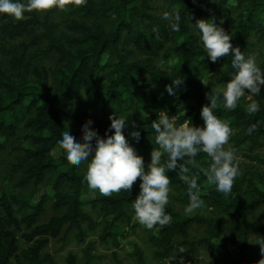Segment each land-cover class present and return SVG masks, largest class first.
<instances>
[{"label":"trees","instance_id":"1","mask_svg":"<svg viewBox=\"0 0 264 264\" xmlns=\"http://www.w3.org/2000/svg\"><path fill=\"white\" fill-rule=\"evenodd\" d=\"M159 1L163 13L175 11L180 14L179 32L171 31L168 22L156 14L154 7ZM230 2L235 3L236 19ZM26 16L25 21L13 23H4L5 16L0 18V31L7 37L32 35L30 44H20L5 51L10 74L0 64V137L12 140L21 129L25 131L24 138L30 148L23 151L13 171L23 173L18 184L20 189L30 184L33 186L27 195L0 193V264H10L13 259H21L27 264H51L49 257L42 256L50 239H57L66 228V234L75 230L77 241L83 242L85 235L81 225L87 224L90 230H95L91 218L83 211L86 205L103 211L100 240L105 244L110 242L115 249L120 248V239L125 237L126 230L138 226L131 223L130 216L134 213L132 204L139 194V185L132 187L130 192L121 191L106 197L98 190H91L85 175L80 174L64 156L57 164L52 155L62 133L75 130L82 135V123L87 120L93 122L91 128L101 138L105 137L111 121L73 108V104L81 100L89 108L98 103V74L105 73L107 79L103 107L118 112L124 105L127 114L123 117L128 122L124 135L137 154L143 157L145 168L151 159V151L158 148L151 123L159 118V112L176 115L178 124L188 119L193 126L203 127L200 112L202 106L209 103L206 95L211 93L221 94L215 114L233 129L231 140L234 146L248 145L252 151L264 146V97L256 99L260 107L255 113L248 112V105L241 104L242 99L233 111L222 107V93L216 88L226 86L230 81L232 57L210 62L199 34L193 32L191 26L197 16L214 20L218 25L223 22L227 33L235 24L236 35L231 43L250 56L251 37L257 35L264 41V0H217L214 5H197L189 0H87L86 4L71 6L62 12L63 22L71 34L64 35L68 45L57 34V26L51 22L49 11L43 22L39 20L40 12ZM109 18L113 19L107 31L86 24L88 20ZM36 29L42 32L36 34ZM42 45L44 49H41ZM31 48L33 53H30ZM51 54L57 56L61 66L56 90L49 87L47 73L33 65V57L43 59L40 56ZM104 57L107 59L102 65ZM259 67L264 69V61ZM205 74L208 77H203ZM178 77L183 79V84L176 89L175 95H169L165 87ZM134 131L141 134L138 143L130 135ZM210 162L207 154L200 153L187 166L199 176L200 197L204 202L234 218L237 237L230 238L215 219L199 215L183 217L166 207V213L172 217L171 224L157 230L148 242L154 249V256L169 264L185 260L199 247L211 251L220 264H229L232 257L240 264H253L249 254L250 238L264 236V227L251 223L250 219L264 207V185L257 188L248 184L250 195L245 198L241 182L236 178L230 194L218 192L201 171L207 169ZM53 172H56L51 187L53 215L47 222L40 223L45 199L38 202L34 199L44 188L48 174ZM167 175L169 187L175 188L180 202L188 205L187 185L176 172ZM207 184L209 186L205 188ZM88 194L92 199L85 201ZM46 198L50 197L46 194ZM14 207L21 212L28 211V214L18 219ZM192 227L204 228L205 238L189 242ZM17 233L28 245L20 252ZM178 240L183 242L178 243ZM180 247L185 249L184 253H178ZM93 251L94 244L87 243L82 250L83 264H92ZM112 256L115 264H121L117 254ZM132 257L136 264H146L140 248L134 247ZM66 261L67 264H77L73 255H69Z\"/></svg>","mask_w":264,"mask_h":264},{"label":"clouds","instance_id":"2","mask_svg":"<svg viewBox=\"0 0 264 264\" xmlns=\"http://www.w3.org/2000/svg\"><path fill=\"white\" fill-rule=\"evenodd\" d=\"M77 3L83 5L87 0H77ZM63 4L64 0H0V16L21 21L26 19L28 13L61 8ZM162 19L168 22L171 31H180L181 16L178 12L166 11L162 14ZM192 26L197 29L210 62L216 63L221 57H232L233 72L222 92V107L233 111L242 98L251 100L252 96H259L264 87V69L257 65L255 57L246 56L239 46H233V36L214 20H197ZM182 84L181 77L175 78L165 90L169 95H175L176 89ZM206 99L209 103L202 106L200 112L203 127L193 126L188 119L178 124L176 115L169 116L165 111L159 112V118L151 123L158 148L150 153L147 171L143 157L137 154L125 138L123 130L127 128L128 122L122 116L109 117L111 123L104 138L91 128V120L82 123L81 138H76L68 130L63 132L57 141V150H63L67 161L76 167L86 164L84 179L89 188L98 190L106 197L121 191L130 192L139 179L140 191L132 204L136 219L148 230L163 229L172 221L171 215L166 213L171 192L167 173L176 172L188 187L189 203L184 209L185 214H192L205 206L200 197L199 176L193 174L187 166L192 158L200 153L207 154L211 162L207 169L201 171L218 192L230 194L240 175L235 151L225 148L233 129L215 114L221 94L211 93L206 95ZM259 107L257 102L252 101L247 110L255 113L259 111ZM254 128L255 125L252 126ZM108 132L112 134L109 135ZM130 135L139 142V131L131 132ZM257 244L264 255V239H259ZM184 251L183 247L178 249V253ZM259 264H264V259Z\"/></svg>","mask_w":264,"mask_h":264},{"label":"rangeland","instance_id":"3","mask_svg":"<svg viewBox=\"0 0 264 264\" xmlns=\"http://www.w3.org/2000/svg\"><path fill=\"white\" fill-rule=\"evenodd\" d=\"M98 1V0H94ZM194 2L197 5H205L216 4L217 0H189ZM77 0H64L63 7L61 8H52L49 11L50 20L53 24L57 26V34L62 38V40L66 43L64 39V35L71 36L66 29V24L62 19V12L65 8L71 6H78ZM230 7L234 11V19L237 18V11L234 9L235 3L230 2ZM157 15L163 14L162 2H157L154 7ZM45 12H40L39 20L43 22V18ZM2 16H0L1 18ZM197 20L203 19L201 16L196 17ZM26 19L28 17L26 16ZM21 20V21H25ZM113 18L105 19V20H88L86 21L87 25L90 26H98L104 30H108L110 27L111 20ZM196 20V21H197ZM80 21V20H79ZM13 23L16 22L13 18L5 16L4 23ZM196 22H192V25H195ZM1 24V22H0ZM191 25V26H192ZM219 26L223 28V22L219 23ZM193 32L199 34L197 29L192 26ZM42 32L41 29H36L34 33L40 34ZM228 34L232 35L233 38L236 35L235 24H232L228 29ZM31 34H24L22 36H14L12 38L7 37L4 32L0 31V64L2 68L8 73H11V68L6 61L5 51L12 47H19L20 44H30L32 42ZM68 45V43H66ZM252 44V52L250 56H254L257 62V65L260 66L264 61V41L259 40L257 35H253L251 37ZM41 49H44V45H42ZM34 51L32 48L30 49V53ZM39 52H36V54ZM43 59H37L38 57H33V65L38 68L39 71L46 72L49 76V87L51 90H56L58 84V77H60V65L57 61V56L51 54L50 56L43 57ZM107 58H103L102 65L106 62ZM172 63V62H171ZM159 67H162V62H159ZM106 72V71H105ZM32 81L35 82L34 76H32ZM99 77V88H100V99L98 103L93 107L89 108L84 104V102L78 101L73 104L74 109H79L83 112L89 113L97 118L104 119L106 121H110V116H118L123 117L127 114L124 105L122 104L119 108V111L116 112L114 110H105L103 107V98L106 93L107 79L105 77V73L98 74ZM203 77H208L207 74ZM206 82V80H204ZM225 86L216 88V91L222 93ZM259 97H264V87L261 88V92L259 96H252L251 100L247 97L242 98V105H249L252 101L256 102V99ZM71 133L76 138H81L82 135L76 133L75 130H71ZM234 132L232 133V135ZM25 131L21 129L19 134L12 140H4L0 137V144L2 145V149H0V193L5 194L7 196L13 195H27L33 190L32 184L28 185L24 189H20L18 184L23 179V173L18 172L15 173L13 169L17 164V160L23 155V151L25 149H29L30 145L25 140ZM232 135L229 138V143L226 145L227 150H234L235 154L238 158L240 175L238 176L241 182V190L243 197L247 198L250 195L248 184L255 185L257 188H261L264 185V146L258 147L255 150H251L248 145H242L240 147L234 146L233 141L231 140ZM81 142H83L81 140ZM95 143L94 141L92 142ZM53 158L56 159L57 164H59V159L62 154L61 150H57V148L52 153ZM91 157H89L90 159ZM67 160V159H66ZM150 163V160L147 162V166ZM80 174L85 175L87 170V165H81L77 167ZM147 171V167L145 168ZM56 172L50 173L45 180V186L41 190H39V194L35 197L34 202L40 201L42 198L45 199L44 213L40 220V223L47 222L50 217L53 215L51 210V205L54 201L53 193L51 191V187L55 181ZM139 179L134 183L133 187L139 185ZM209 185H205L207 188ZM46 194L50 198H46ZM92 199L91 195H86L85 201H89ZM187 205L182 204L179 200L178 191L175 188H171V192L169 194V203L166 207L173 209L175 212L179 213L183 217H190L194 215L204 216L208 218H212L217 220L222 228L225 230L227 235L230 238L235 239L237 237L236 223L234 218L222 214L218 209L210 206L205 202V206L197 210L192 214H185V207ZM16 216L18 219L28 214V211L21 212L16 207H14ZM83 211L91 218L95 230H90L87 224H82V230L85 235L83 242H78L76 235L77 232L72 230L66 234V228L62 231L61 235L57 239H50L47 246L44 248L42 252L43 257H49L51 259V264H67V257L69 255H73L76 259L77 264H83V252L82 250L86 246L87 243L94 244V251L91 252V255L94 257L92 260V264H115L113 260V253L117 254V257L121 264H136L134 258L132 257L134 247H138L143 252V256L146 264H169L166 261L160 260L154 256V249L149 244L148 240L152 234H155L157 229L148 230L143 225H141L135 216V213L131 214V223L138 225L135 229L126 230V235L124 238L120 239V248L115 249L112 244L109 242L107 244L103 243L100 240V234L102 228L104 226V218L103 211L99 208L92 209L90 205H86L83 208ZM250 222L256 224L258 226L264 227V207H262L258 212L254 214V216L250 219ZM21 233V232H20ZM20 233H17L18 237V249L19 252L27 248V244L20 238ZM206 233L204 228L202 227H192L189 231V242H197L203 238H205ZM259 239H264V236H253L250 238L249 242V254L253 259V264H259V262L264 259V255L261 254L260 245L257 244ZM178 243L183 242L182 240H178ZM18 252V253H19ZM10 264H27L23 260L19 259V261L12 260ZM176 264H220L217 257L213 255V253L207 250L205 247L197 248L195 254L188 255L185 260L180 261ZM229 264H240L237 258L232 257L230 259Z\"/></svg>","mask_w":264,"mask_h":264}]
</instances>
